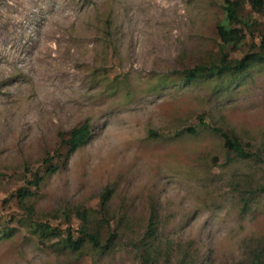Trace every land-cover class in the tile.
I'll return each instance as SVG.
<instances>
[{"label":"rangeland","instance_id":"rangeland-1","mask_svg":"<svg viewBox=\"0 0 264 264\" xmlns=\"http://www.w3.org/2000/svg\"><path fill=\"white\" fill-rule=\"evenodd\" d=\"M223 3L0 0V264H142L151 202L157 264H264V66L183 77L261 46L264 10L241 0L246 38L221 51ZM201 119L262 162L228 163L209 130L175 136ZM86 122L89 141L69 157L62 141ZM48 157L59 168L49 175ZM78 211L102 243L117 233L107 248L63 250ZM33 222L61 237L42 240Z\"/></svg>","mask_w":264,"mask_h":264},{"label":"trees","instance_id":"trees-1","mask_svg":"<svg viewBox=\"0 0 264 264\" xmlns=\"http://www.w3.org/2000/svg\"><path fill=\"white\" fill-rule=\"evenodd\" d=\"M249 4L252 5L255 11L262 12L264 10V1L263 0H247ZM243 5L241 0H224L223 10L225 12V20L227 23L220 24L217 27V34L222 42V49H225L227 46H233L234 48L240 46V44L245 40L246 36L244 31L241 28H237L238 25H243L248 27L246 20L241 18V11ZM255 51L252 49L247 53L239 62V64L234 65L233 62L227 60V56L223 55L218 63H214L209 67L199 66L193 70L185 71L183 74L184 80L187 85L197 81L199 78L203 77L205 74L209 76H223L224 74H234L240 75L246 71L250 65H259L264 66V38L262 39L261 46L254 47ZM200 126L187 128L181 131L179 134H189L197 135L202 129L209 130L213 134L219 136L223 141V147L227 152V155L231 154L234 158L227 157V162H231L236 158L255 161L257 163L262 162V155L260 153H255L250 150H245L243 144L241 143L237 134L231 130H226L223 128L215 127L210 124L205 123L202 119L200 121ZM91 136V125L89 122H86L79 127L75 128L69 135L68 139L62 141L64 148L66 149L68 156L83 148L87 145L89 138ZM60 157V156H58ZM54 158L48 157L45 160L46 173L53 174L58 171V167L54 166ZM233 162V161H232ZM43 180V177L39 173H35L33 176V183L31 184L34 187H38L40 182ZM264 193V186L260 188V191ZM112 190L109 188L106 189L101 198V205L104 211H106V203L110 200ZM28 197V190L23 189L19 191L18 198L26 199ZM245 205L247 207L249 199H244ZM24 202V201H23ZM151 213L149 214L146 233L144 236V248L138 247V253L140 254L142 264H157L158 256H161V250L158 249V252L153 251L156 240V231H157V216L156 210L153 206V203H150ZM78 217L82 220L83 226L79 232L74 231L72 228L66 230V237L62 239L61 245L63 250H69L71 252H80L86 245H90L95 250H101L108 247V245L117 237V233H112L107 240L103 243L98 232H95L93 227V220H90L88 213H81L78 211ZM103 223L109 227V222L106 218H103ZM102 224V223H101ZM102 227L104 225L102 224ZM33 232L39 234V237L44 239H54L61 237V231L58 228H51L47 225L40 223H32ZM97 231V230H96ZM76 233L78 234L76 236ZM166 253L163 252V257ZM167 255V254H166ZM256 262H259V259H256Z\"/></svg>","mask_w":264,"mask_h":264}]
</instances>
